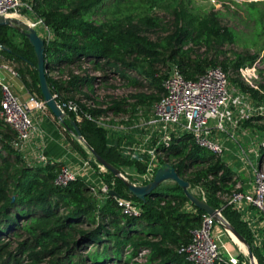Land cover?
I'll use <instances>...</instances> for the list:
<instances>
[{"label":"trees","instance_id":"1","mask_svg":"<svg viewBox=\"0 0 264 264\" xmlns=\"http://www.w3.org/2000/svg\"><path fill=\"white\" fill-rule=\"evenodd\" d=\"M31 2L32 14L42 21L40 28H47L43 34L40 29L37 31L44 40L47 82L65 113L64 121L58 123L66 140L71 142L68 140L70 133L75 135L69 122L72 119L78 125L90 154L92 149L120 171L122 165L133 163L125 160L115 147L107 145L105 129L86 118L84 113L97 116L126 111L117 100L105 108L96 105L99 103L94 98L97 84L117 78L125 84L141 85L142 81L130 75V72H135L149 79L155 92L131 96L138 102L153 103L164 92L162 81L166 76V73H157L154 68L157 63L170 62L177 65L186 78H195L210 66L220 65L225 71L230 66L238 71L245 59L250 62L255 59V55L246 58L235 53L233 60H218L220 47L233 42L237 32L221 25L216 12H204L199 16L188 13L183 5L177 4L172 10L173 30L152 40L142 28L145 25L161 26L156 16L137 17L135 22L131 17L98 22L92 16L103 0ZM150 4L154 6L157 0H150ZM234 4L237 5L236 2ZM248 7L251 18L257 21L259 14L254 3H249ZM10 30L17 32L22 40L19 41ZM0 46V63L12 64L24 87L42 97L36 57L26 37L13 27L0 26ZM202 46L207 51L214 49V56L209 58L208 52L199 53ZM85 66L89 67L88 70H82ZM90 70L100 71L102 75H94ZM63 75L68 78L63 79ZM242 87L254 97L264 99L263 84H259L257 89ZM71 104L77 105V112L70 107ZM242 124L264 133V114L245 119ZM15 136V131L0 119V264H20L21 254L32 264H100L106 261L120 264L124 251L126 256L122 264H138L132 258L141 250H148L145 255L147 264H193L177 251V247L189 240L190 231L199 226L203 211L196 207L195 212L184 209L190 201L176 183L166 187L179 193L162 195L156 201L147 197L142 202L130 194L122 179L109 170L99 173L104 181L114 180V190L120 196L140 203L141 214L128 216L121 212L112 195L98 204L83 177L73 179L66 186L55 185L54 177L61 163L28 164L12 146ZM71 144L82 158L89 157L76 143L75 147ZM165 155L168 160L174 159L171 164L181 178L189 181L191 186L200 185L208 192V204L215 209L224 205L222 202L218 207L216 193L231 191L236 179L220 155L197 146L189 135L175 138L171 147L165 150ZM89 162L97 169L94 158ZM138 166L143 169L140 163ZM221 211L227 222L249 245H253L239 214L228 205ZM23 234L27 237L19 241L16 252L10 250L11 242L2 240L10 235L21 237ZM107 241H112V245L109 246ZM87 245H96L97 248L82 253ZM252 252L259 264H264V251L254 247ZM245 258L239 257L238 264H242ZM45 259L47 261L44 262ZM216 264L231 263L221 258Z\"/></svg>","mask_w":264,"mask_h":264},{"label":"built area","instance_id":"2","mask_svg":"<svg viewBox=\"0 0 264 264\" xmlns=\"http://www.w3.org/2000/svg\"><path fill=\"white\" fill-rule=\"evenodd\" d=\"M23 9L32 12L31 0H0V15L13 17ZM28 24L36 30L41 29L43 25L37 18ZM43 27L41 30L47 31V28ZM239 70L240 73H244L242 68ZM1 71H5L11 77H18L16 70L9 64L0 63ZM245 71L246 76H255L249 69ZM61 77L68 78L67 75ZM162 87L164 92L153 102L148 115L131 119L129 125L120 123L122 120L130 121L128 116H118L119 114L111 112L97 116L85 112L84 116L105 129L109 147H115L125 160L143 166L141 181H132L136 184L151 181L156 170L164 164L172 165L174 159L168 160L165 150L171 147L175 138L189 135L194 144L223 158L228 148L221 140V136L225 135L237 145L236 154L241 156L243 167L250 174L249 188H244L237 172L231 169L236 183L230 193L222 197L224 205L216 209L220 219L215 220L212 215L203 212L199 226L190 231L189 240L180 244L177 251L193 264H216L221 258H226L231 264H237L239 258L234 256L224 241L225 234L233 240L231 232L225 226L228 222L221 213V209L226 205L243 218L255 237L253 245L264 251V152H262L264 135L254 130L257 134L251 137V133H248L242 124L245 119L264 114V106L261 103L252 104L245 93L232 89L227 72L220 65L208 67L195 78H186L179 67L172 64L162 81ZM0 91V119L16 133L12 146L28 164L44 166L54 161L43 154L41 151L43 146L33 142L37 131L33 111L48 109L43 98L35 91H29L27 97L21 99L10 82L1 76ZM70 107L77 112L76 104H71ZM77 119H80L79 115ZM237 131L249 137L248 149L239 144L240 137L236 134ZM91 158L94 157L82 158V166L78 168L60 162L54 184L66 186L73 179L83 177L97 203L100 204L110 195L109 191L114 190L115 183L113 179L107 182L99 176V173L105 172L106 169L97 162L98 176L92 177L89 162ZM258 159L261 162L257 164ZM219 194L221 193H216L217 196ZM113 197L125 215L141 214L142 207L138 201L130 197ZM202 199L207 202L205 197ZM216 223L224 231H216ZM246 257L242 263H248L247 252ZM254 264H257L256 258Z\"/></svg>","mask_w":264,"mask_h":264},{"label":"rangeland","instance_id":"3","mask_svg":"<svg viewBox=\"0 0 264 264\" xmlns=\"http://www.w3.org/2000/svg\"><path fill=\"white\" fill-rule=\"evenodd\" d=\"M234 2H236L237 5L234 4ZM249 3H254V6L258 10L259 15L257 21L253 20L249 14ZM177 4L183 5L188 13H194L199 16H202L204 12H216L218 13L217 19L219 20L221 25L231 27L237 32V38H235L233 42H227L220 47L221 53H219L218 55V60L223 61L226 58L233 60L236 56L235 53H241L246 58H248L249 55H255V59L252 62H250L249 59H245L243 65L238 68V71L232 69L229 66L226 69V72L229 85L232 89L245 93L246 97L252 104L255 105L261 103L264 106V99L260 100L257 97H254L249 90H246L242 87L244 86L246 88L257 89L259 88V84L264 85V0H157V4H155L154 6H151L150 0H103V3L98 7L92 18L98 22H110L122 17H131L134 18L135 22L137 17L156 16L159 18L161 26L150 27V25H145V27L142 28L143 33L146 36H148L152 40H156L157 37H162L173 30L174 15L172 13V10ZM13 17L20 19L26 23H33L35 21V17L32 12L27 9L21 10L17 15H14ZM10 33L17 37L19 41L22 40L21 36H19L17 32H13L10 30ZM40 33L43 34L44 32L40 29ZM198 52L204 54L208 52L207 56H209V58L214 56V49L207 51L204 46L199 48ZM10 65L13 66L12 64ZM171 66L172 63L170 62H167L166 64L157 63L155 64L154 68L156 69L158 74L164 75L165 73L167 74L169 72ZM88 68L89 67L85 66L82 70H88ZM240 68L243 69L244 73H240ZM246 69H249L251 72H253L255 76H246ZM93 72L94 75H102L100 71ZM81 73L83 72L81 71ZM130 75L137 77L140 81H142V84L133 86L130 84H125L117 78H111L105 84H97L94 91V98L99 102L96 105H100L99 107L105 108L113 100H117L122 103L126 112L119 114L118 116H128L130 119V121L128 122L125 120L120 121V123L123 125H129L132 121L131 119H136L138 116H147L153 105V103L138 102L136 98L131 95L140 92H155V89L151 85L149 79H144L142 75L135 72H130ZM83 91L84 93L90 94V92L87 90ZM262 93H264L263 90ZM77 96L81 97V94H77ZM70 134V139L68 140L71 141L69 143H72V147H75L76 143L82 150L85 151L86 154H88V156H92L86 144L83 141L79 140L74 134ZM262 134L264 135V133ZM132 163L133 164L122 165L121 172L128 180L133 182H140L142 179L140 174L142 173L143 169L138 166L139 163ZM91 168L93 177H95L98 173L94 166L91 165ZM174 184L175 182L171 180L162 182L157 188L153 190L152 195L148 196V199H152L151 201H156L162 195L179 193L178 190L167 189L168 186H173ZM189 190L200 198H209L208 192L198 184H194L192 186L190 185ZM229 193L230 191L227 193L219 194V196H215V198L219 201L218 207L221 206L223 198ZM231 235L233 239H235V241L239 245H241L239 243L240 241L232 233ZM26 237L27 235L24 234L21 237L10 235L9 238H4L2 240L4 242H11L10 250L16 252L19 241L25 240ZM226 241L230 244L231 247L232 245H234L232 244L233 242L230 238H226ZM106 243L109 246L112 245V241H107ZM101 246H99V249H102ZM244 247L245 246L243 245L242 251L245 252V254L241 253V255L246 257V247L245 249ZM84 248L85 249L82 251V253L95 249L97 247L96 245H87ZM128 249L131 248L129 247ZM124 252H122L121 258L118 262L120 264H122L125 260L126 251ZM147 253L148 250L139 251L137 255L132 258V261L137 262L138 264H147L148 262L145 260V255H147ZM19 258L21 261L20 264H32L31 260L27 259L24 254H21ZM45 261H47V259H45L44 262ZM256 262L257 264H259L257 258ZM88 264L94 263L88 262ZM100 264L113 263L112 261H106ZM242 264L248 263L245 262Z\"/></svg>","mask_w":264,"mask_h":264},{"label":"water","instance_id":"4","mask_svg":"<svg viewBox=\"0 0 264 264\" xmlns=\"http://www.w3.org/2000/svg\"><path fill=\"white\" fill-rule=\"evenodd\" d=\"M0 26L13 27L14 29H16V31L23 34L32 46L36 57V71L42 98L45 102L46 107L50 110L52 115L58 121L63 122L65 118V113L57 103L55 95L52 93L46 78V63L44 58L45 47L43 38L37 33V30L34 27L12 16L0 15ZM69 122L74 130L76 137L82 141L83 138L76 122L72 119H69ZM91 153L97 163L102 165L106 170H109L114 176L122 179L128 189V192L140 201L145 202L146 198L148 196H151L153 190L157 188L162 182L171 180L174 181L182 189L184 195L189 199L190 203L193 206L203 212H206L209 215H212L215 220L220 219L219 215L217 214V210L213 206H211L205 200L199 198L189 190V181L181 178L172 165L164 164L156 170L154 177L151 181L145 184H136L128 180L117 167L113 166L111 163H109L99 154L94 152L92 149ZM109 194L112 196H120L113 189L109 191ZM225 226L240 242H242L246 246L248 263L254 264V255L252 249L255 246L249 245L244 239V237L240 235L229 223H226Z\"/></svg>","mask_w":264,"mask_h":264},{"label":"crops","instance_id":"5","mask_svg":"<svg viewBox=\"0 0 264 264\" xmlns=\"http://www.w3.org/2000/svg\"><path fill=\"white\" fill-rule=\"evenodd\" d=\"M0 76L3 77L7 82H10L13 90L20 96L21 99H25L27 97L29 91L24 87V85L18 79V77H11L5 71H1ZM33 116L35 118L37 125V131L34 136L33 142L34 143L36 142L38 146L39 145L43 146L41 150L43 154L50 160H54L61 163H67L74 168L81 167L82 157L69 145V142L66 140L65 135L62 131V127L58 123L60 121L56 120V118L52 115V113L49 110L47 111V109L43 111H33ZM245 128L248 133H251L250 134L251 137L255 133L257 134V132H255L254 129L249 127H245ZM236 134L240 137L239 144L242 145L245 149H248L249 140H250L249 137L245 135L243 136L240 131H237ZM221 140L228 146L227 151L223 155L224 161L226 162V164L230 169H232L234 172H237V176L239 180L243 183L244 188L245 189L249 188L250 174L246 169H244L241 156L236 154L237 145L232 141H230L225 135L221 136ZM256 161L257 164L261 162L260 159ZM184 209L193 212H195L196 210L195 206H193L191 203L185 204ZM241 220L243 221V218H241ZM246 227L251 235L252 243L254 244L255 237L252 235L247 225ZM215 229L216 231H224V229L222 227H219L218 224H216ZM226 238H229L227 234L224 235L225 243L227 242ZM231 241L233 242L232 244H234L232 245V247L228 242L226 243V245L233 252L234 256L238 258L243 256L241 255V253L245 254V252L242 251V246L244 244L240 242L243 245H239L235 241V239Z\"/></svg>","mask_w":264,"mask_h":264},{"label":"bare ground","instance_id":"6","mask_svg":"<svg viewBox=\"0 0 264 264\" xmlns=\"http://www.w3.org/2000/svg\"><path fill=\"white\" fill-rule=\"evenodd\" d=\"M237 240V239H236ZM238 241V240H237ZM239 242V241H238ZM240 243V242H239ZM241 245H242V243H240ZM244 249H245V247H244Z\"/></svg>","mask_w":264,"mask_h":264}]
</instances>
